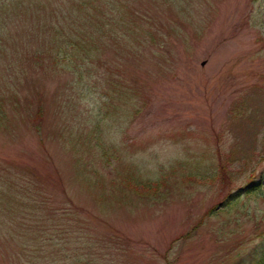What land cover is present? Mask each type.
I'll use <instances>...</instances> for the list:
<instances>
[{
	"label": "rangeland",
	"instance_id": "rangeland-1",
	"mask_svg": "<svg viewBox=\"0 0 264 264\" xmlns=\"http://www.w3.org/2000/svg\"><path fill=\"white\" fill-rule=\"evenodd\" d=\"M12 1L0 2V186L8 199L28 188L51 220L29 239L30 221L1 216L0 264H253L264 251V0H121L153 35L138 25L135 55L110 47L100 66L83 53L53 65V37L32 35L72 0ZM94 139L120 159L105 164ZM121 167L161 182L109 198L84 185L95 173L119 182Z\"/></svg>",
	"mask_w": 264,
	"mask_h": 264
},
{
	"label": "trees",
	"instance_id": "trees-1",
	"mask_svg": "<svg viewBox=\"0 0 264 264\" xmlns=\"http://www.w3.org/2000/svg\"><path fill=\"white\" fill-rule=\"evenodd\" d=\"M3 0H0V2ZM17 3L22 2L24 0H15ZM26 1V0H25ZM72 4L67 8L66 15H62L61 17L50 14L45 16L47 20L43 24L36 23L32 26L34 35H38L41 32L44 33L43 37L47 39V35L52 36V49H51V64L58 65L59 62L64 61V59H60L63 55L66 58L74 55L73 57L79 56L78 54L83 53L86 57L91 58V60H97V64L100 66L103 63L102 53L105 50H110V47L118 46V49H124L126 57L134 56L136 48L135 43L137 44V35H132L134 29H138V25L142 27L140 31L141 35H145L146 37H151L153 34L150 32L151 27L148 24L147 20H144V17L141 16L138 10H131L129 7V11L125 10L124 5H121V0L117 2L106 0H72ZM155 1V0H154ZM14 0L12 1V3ZM23 3V2H22ZM1 4V3H0ZM37 7H45L44 3H38ZM156 9V5L151 4L146 6V13L151 11L154 14ZM141 10V9H140ZM12 12V10H11ZM7 13L4 4L0 5V16ZM59 18L63 23H67L68 27H62L61 25L58 27L57 25L61 24L59 22ZM152 18L153 15H152ZM5 21H0L1 24ZM8 22V21H7ZM9 23V22H8ZM50 32V34H48ZM47 34V35H46ZM85 35V36H83ZM119 35V36H117ZM131 35V36H129ZM75 36V37H74ZM135 39V40H134ZM152 40V39H150ZM49 42V41H48ZM56 43V44H55ZM70 51H67V50ZM76 54V55H75ZM60 59V60H59ZM59 60V61H58ZM106 98H109V94H105ZM128 98H132L131 95ZM37 116H40V113H36ZM9 122V118L7 114L4 112V107L0 102V127L5 123ZM92 139L83 141L82 150L80 152L85 154L86 151L83 148L87 146L90 147L89 143ZM97 139H94V142ZM99 142L96 141L95 148L100 150L99 158L103 160L105 164L109 163L112 159L118 161L120 159L117 152H111L109 149L105 148L98 139ZM87 168L83 165V160L78 157L75 161L74 172L81 173L82 176L86 174ZM119 182L114 180L110 181L107 186L105 182H103V178L100 175H97L94 171L95 182H91L89 177L85 180L87 188L92 190H97L104 197H110L108 195H112L114 193H118L119 195H124L125 189H130L131 192H137L139 187L148 188L147 190H151L152 188H157V185L161 182H150V181H140L139 178L135 177L134 174H130L128 170L124 167H121V171H118ZM197 176V175H196ZM215 177L221 182L222 191L227 188V182H224L225 175L223 173L222 166L217 167L216 176L212 177L215 182ZM124 185V186H123ZM25 186V185H24ZM24 188V187H21ZM3 186H0V218L1 216L11 217L17 219V226H19V218L27 219L30 221L29 225H22L24 230H30L28 233L26 231V237L29 239H35V234L37 233V228H39L40 224L45 221H50L49 214L44 212V201L39 202L42 203L40 206L37 204V199H35L34 195L29 193L28 188H26V193L20 197L14 196L11 198H7L5 193L3 192ZM260 192L259 190H257ZM33 198V199H32ZM2 199H6L8 208L11 209L9 214H5L2 210ZM226 199L229 200V194L226 196ZM19 205H21L19 208ZM22 209V210H21ZM27 209V210H26ZM1 221V220H0ZM8 223L9 228H13L15 223ZM12 226V227H10ZM1 230V229H0ZM23 230V231H24ZM23 231H20L21 234ZM1 233V231H0ZM35 241V240H34ZM36 242V241H35ZM253 264H264V251L262 254L258 255Z\"/></svg>",
	"mask_w": 264,
	"mask_h": 264
}]
</instances>
